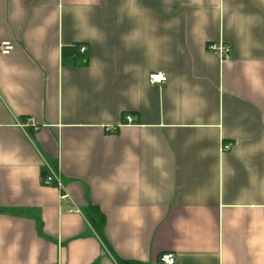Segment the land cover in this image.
I'll list each match as a JSON object with an SVG mask.
<instances>
[{
    "label": "crops",
    "instance_id": "obj_1",
    "mask_svg": "<svg viewBox=\"0 0 264 264\" xmlns=\"http://www.w3.org/2000/svg\"><path fill=\"white\" fill-rule=\"evenodd\" d=\"M1 41L0 264H264V0H0Z\"/></svg>",
    "mask_w": 264,
    "mask_h": 264
},
{
    "label": "built area",
    "instance_id": "obj_2",
    "mask_svg": "<svg viewBox=\"0 0 264 264\" xmlns=\"http://www.w3.org/2000/svg\"><path fill=\"white\" fill-rule=\"evenodd\" d=\"M13 49V44L10 41H1L0 42V53L8 54ZM81 52L86 50L85 46L79 47ZM208 50L214 54H217L221 59H228V45L223 42L210 43L208 45ZM148 79L151 83H165L167 76L163 71H153L149 73ZM128 123L132 122L130 115L125 117ZM115 127H108L109 130H113ZM42 182L46 185H54L60 193V198L64 199L67 197L64 184L61 180L60 174L55 171V169H49L44 174ZM159 260L166 264H175L176 258L172 252H166L160 255Z\"/></svg>",
    "mask_w": 264,
    "mask_h": 264
},
{
    "label": "trees",
    "instance_id": "obj_3",
    "mask_svg": "<svg viewBox=\"0 0 264 264\" xmlns=\"http://www.w3.org/2000/svg\"><path fill=\"white\" fill-rule=\"evenodd\" d=\"M77 48L76 44L72 45L68 49L64 48V50L68 51V60L73 64L77 62L79 56ZM85 215L95 229L98 230L103 225L104 217L97 207L90 205L86 208ZM121 264H128V261H121Z\"/></svg>",
    "mask_w": 264,
    "mask_h": 264
}]
</instances>
